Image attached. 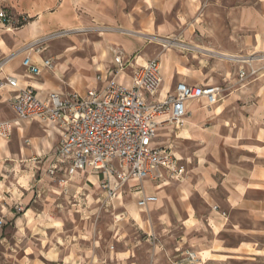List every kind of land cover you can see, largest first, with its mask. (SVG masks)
I'll use <instances>...</instances> for the list:
<instances>
[{
  "label": "crops",
  "instance_id": "1",
  "mask_svg": "<svg viewBox=\"0 0 264 264\" xmlns=\"http://www.w3.org/2000/svg\"><path fill=\"white\" fill-rule=\"evenodd\" d=\"M216 5L221 6L218 11ZM23 11L33 19L18 29L10 27V32L0 29V59L13 54L0 77L16 76L21 86H33L41 98H46L49 92H58L62 97L74 92L84 94L89 88L101 87L112 77L128 84L134 68L152 58L160 61L162 83L156 94L146 96L148 101L171 92L177 82L223 89L213 104L204 98L185 102L182 126L160 127L155 144L171 151L167 141L174 135L193 147L186 155L171 152L179 164L188 165L181 162L184 158L193 161L198 177L190 182V189L205 193L210 205L208 224L220 229L232 214L230 226L225 228L242 233L243 238L236 247L224 245L225 259L238 257L233 256L236 253L247 256L245 247L249 246L254 251L252 258H264L257 256L264 251V243L256 238L262 231L257 223L264 220V70L241 81L238 69L243 67L248 71L250 66L235 59L264 52V0H30ZM217 16L225 25L222 40L214 26L205 25L219 20ZM54 29L68 32V39L60 42L61 50L30 55L33 64L50 59L54 68H42L39 75L29 76L22 66L28 43ZM79 34L86 38H78ZM170 37L175 39L169 41ZM167 42L174 43L176 50L168 47ZM117 51L124 58H130L131 63L113 75L110 70L114 69L113 56ZM263 64L264 60L251 62L254 68ZM12 94L9 87H0V121L7 120V104L14 114L9 102ZM11 124V136L6 140L0 138V240L11 225L20 229L27 223L39 224L35 220L27 221L34 194L16 183L23 171H36L42 181L49 177L46 171L54 159L61 133L56 125L38 119ZM13 133L15 139L11 138ZM67 166L62 164L51 177L83 176L100 187L97 171L85 168L69 175ZM13 174L14 181L8 178ZM157 181L159 178H145L141 184L143 194L155 196L147 190ZM130 182L138 201L139 182ZM13 185L20 190L18 197L1 189L5 187L12 192ZM13 199L16 200L13 202ZM20 204L23 208L16 215L14 210ZM193 213L188 210L181 218L184 226L197 221ZM236 216L250 217L254 225L235 221ZM78 237L61 256L116 254L105 249L96 237L91 243L82 234ZM116 259L128 264L129 256H116Z\"/></svg>",
  "mask_w": 264,
  "mask_h": 264
},
{
  "label": "rangeland",
  "instance_id": "2",
  "mask_svg": "<svg viewBox=\"0 0 264 264\" xmlns=\"http://www.w3.org/2000/svg\"><path fill=\"white\" fill-rule=\"evenodd\" d=\"M28 2L30 0H0V11H6L15 18L10 23L3 24L0 21V29L10 32V27L18 29L31 21L33 18L23 14V8ZM216 7L217 11L218 7L221 8L218 5ZM217 18L219 20L205 22V25L208 23L214 26L222 40L225 25L221 17ZM67 34L62 29H54L40 35L37 38L40 40V51L37 53L48 50L58 52L63 47L60 42L68 39ZM78 38L86 37L79 34ZM170 39L172 41L175 38ZM66 45L69 43L66 42ZM166 45L176 50L174 43L167 42ZM30 46L28 43L27 48ZM5 112L7 120L12 123L17 121L8 104ZM15 137L13 133L11 138ZM167 144L176 155H186L193 150L191 145L180 142L174 135ZM181 162L188 164H183L184 168L187 166L186 174H183L186 180L163 174L147 190L155 195V202L145 206L138 204L133 182L124 186L118 199L109 200L98 184L93 180L86 181L83 176H75L74 179L49 176L42 181L36 171L20 172L19 181L15 183L34 194L29 204L31 210L27 221L35 220L39 224L27 223L26 227L20 229L11 225L6 230L0 240V264H124L116 256H129L126 259L128 264H264L263 257H251L254 251L250 246L245 247L248 252L244 254L247 256L236 253L233 256L238 257L226 260L224 245L236 247L243 238L242 233L237 229L225 228L230 226L232 214H229L230 219L222 222L220 229L208 224L210 205L205 193L190 189V182L198 177L193 170V161L188 162L184 158ZM10 177L14 181L15 174ZM13 186L12 192L5 187L1 189L4 188V193L9 192L7 194L18 197L20 190ZM22 206L20 204L14 210L16 215L21 212ZM188 210L194 211L197 221L184 226L181 218ZM234 220L242 221L246 226L254 225L253 220L247 216H238ZM257 224L262 231L257 233L256 238L264 243V220ZM80 234L85 236L88 243L96 237L105 249L112 254L116 253L115 256H61L68 244L79 239ZM258 254L264 256V251Z\"/></svg>",
  "mask_w": 264,
  "mask_h": 264
},
{
  "label": "built area",
  "instance_id": "3",
  "mask_svg": "<svg viewBox=\"0 0 264 264\" xmlns=\"http://www.w3.org/2000/svg\"><path fill=\"white\" fill-rule=\"evenodd\" d=\"M0 19L10 23L15 18L0 11ZM39 42L38 39L31 42L22 59L29 76L39 75L42 68H54L50 59L32 63L30 55L40 51ZM12 56L0 59V72ZM235 59L250 66L248 71L243 67L238 69L241 81L264 70V64L259 68L251 66L252 61L264 60V52ZM130 63V58H124L121 51L115 52L111 74H118ZM161 83V65L157 58L135 67L128 84L112 77L99 88H89L84 94L74 92L66 97L49 92L46 98H41L33 86H21L16 76L0 77V87L7 86L13 91L9 102L17 121L38 119L61 130L47 175L54 176L64 163L68 165L69 175L90 168L100 175V187L109 200L118 198L128 181L137 180L140 206L156 199L143 194L141 184L145 178H161L163 173L182 178L185 173L184 166L168 148L155 144L158 129L166 125L182 126L186 116L185 102L204 98L208 104H213L223 91L218 86L177 82L171 92L148 101L146 96L156 94ZM11 123L0 121V138L6 140L11 136Z\"/></svg>",
  "mask_w": 264,
  "mask_h": 264
}]
</instances>
